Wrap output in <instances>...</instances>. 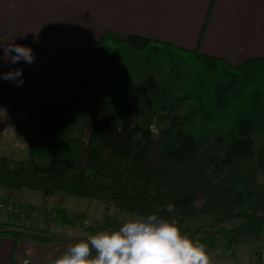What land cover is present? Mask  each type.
I'll return each mask as SVG.
<instances>
[{
    "label": "trees",
    "instance_id": "16d2710c",
    "mask_svg": "<svg viewBox=\"0 0 264 264\" xmlns=\"http://www.w3.org/2000/svg\"><path fill=\"white\" fill-rule=\"evenodd\" d=\"M26 126L28 158L0 155V189L95 198L180 230L204 218L193 241L230 256L264 233V57L235 66L107 32L26 105ZM40 232L0 222V236Z\"/></svg>",
    "mask_w": 264,
    "mask_h": 264
},
{
    "label": "crops",
    "instance_id": "0c3cea01",
    "mask_svg": "<svg viewBox=\"0 0 264 264\" xmlns=\"http://www.w3.org/2000/svg\"><path fill=\"white\" fill-rule=\"evenodd\" d=\"M107 32L198 49L237 66L246 59L264 57V0H0V47L20 44L35 54L30 65L12 64L0 48V73L21 68L24 81L17 87L15 81L0 79V150L8 153L0 155L15 159L10 153L28 149L26 105L63 72L68 58L80 57ZM19 191L0 189V198L4 199L0 203L24 208ZM45 199L43 196L40 200ZM51 209L61 211V215L80 213L79 217L102 222L105 227L115 222L93 219L81 211ZM107 213L111 215L112 211L107 208L103 217ZM115 217L118 220L120 216ZM47 221L41 220L40 227L31 219L27 224L40 230L44 241L0 236V264H20L23 260L51 264L69 245L106 231L62 220ZM70 224L84 231L66 226ZM209 255L215 264H226L230 259ZM256 257L249 264L256 262Z\"/></svg>",
    "mask_w": 264,
    "mask_h": 264
},
{
    "label": "clouds",
    "instance_id": "9594fccd",
    "mask_svg": "<svg viewBox=\"0 0 264 264\" xmlns=\"http://www.w3.org/2000/svg\"><path fill=\"white\" fill-rule=\"evenodd\" d=\"M8 62L32 64L35 54L30 47L7 44L0 47ZM23 70L0 73V79L23 84ZM19 78V79H17ZM150 131L156 135L155 124ZM167 211L172 212L169 204ZM51 264H212L206 246L183 235L174 220L157 214L131 218L117 229L87 235L69 245Z\"/></svg>",
    "mask_w": 264,
    "mask_h": 264
},
{
    "label": "rangeland",
    "instance_id": "374dc122",
    "mask_svg": "<svg viewBox=\"0 0 264 264\" xmlns=\"http://www.w3.org/2000/svg\"><path fill=\"white\" fill-rule=\"evenodd\" d=\"M0 154L8 155V153L3 152L1 150H0ZM10 154L17 160H24V159L28 158V149L26 148L25 150H21L19 152H12ZM20 191H22L21 201L24 203L23 206L25 209L46 210L48 212H51L52 210L53 211L55 210V209H51V207H54V208H65L69 212L81 211V212L86 213L89 217H91L93 219L105 218V220H108V221H111V220L115 221V222H112V224H111V226H113L114 229H117L119 227V225H121L123 222H125L128 219L139 217V216H130L128 214L120 213L109 202L101 201V200H98L95 198H89V197L78 198L75 196L63 194V193L58 192V191L51 192V193L41 192V191H32V190H26V189H23ZM43 196L46 199L41 201L40 199ZM0 200H4V199L0 198ZM107 208H109V210L112 211V213H111V215H109V213H107V215L105 217H103ZM3 213L4 212L0 210V222L18 223V224H26V225L29 224V222H30V218H28V217L24 218V217L20 216L19 218H17V217H13V216L12 217L7 216ZM102 213H103V215L99 216ZM116 214L120 216L118 218V220L115 217ZM47 220H48L47 222L56 223V221L54 222V220H51V219H47ZM32 221H34L33 223L35 226H37V227L41 226V223H39L41 220L40 221L32 220ZM44 221L45 220H43V222ZM207 222L210 223V221H208L204 218L194 217L193 219H191L190 221L185 223L180 231L183 235H186V236L191 235L189 238L194 240L199 236V234L194 233V230H193L194 227H196L197 225L203 224V223H207ZM101 224H99V225H101V227L103 229H106L105 226H103L102 222H101ZM66 226L70 227L72 229H73V227H75L76 231H79V232L84 231V229H82V227L79 225L71 226V224H70V225H66ZM258 246H259V242L253 243V242H249V241H243V242L235 245L234 256L228 255L224 251V248L220 244H218L216 247L223 249V251H224L223 255L218 256L214 253V250L216 247L215 248L206 247V250L209 254L213 253L212 256L214 258L221 259L223 257H225V258L229 257L230 259H228L229 262H227V263H230V264H249V262L252 259H254V258L257 259L255 252H256Z\"/></svg>",
    "mask_w": 264,
    "mask_h": 264
},
{
    "label": "built area",
    "instance_id": "2783aa9c",
    "mask_svg": "<svg viewBox=\"0 0 264 264\" xmlns=\"http://www.w3.org/2000/svg\"><path fill=\"white\" fill-rule=\"evenodd\" d=\"M0 210L4 213H12L15 215H19L21 217H28L31 220H67L73 224H79L84 228H95V229H103L101 225L93 223L88 219H83L81 217H77L74 215H61L56 211L48 212L46 210H34V209H25L22 208L19 204L15 203H0ZM106 230H114L113 226L105 227ZM259 246L256 250V254L258 256V260L253 264H264V233L259 239ZM216 255H223L224 251L222 248L216 247L214 250ZM20 264H28V260H23ZM230 264V263H226Z\"/></svg>",
    "mask_w": 264,
    "mask_h": 264
}]
</instances>
